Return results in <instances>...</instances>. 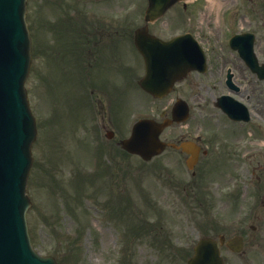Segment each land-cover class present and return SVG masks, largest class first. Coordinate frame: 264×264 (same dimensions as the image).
I'll list each match as a JSON object with an SVG mask.
<instances>
[{
	"label": "rangeland",
	"instance_id": "obj_1",
	"mask_svg": "<svg viewBox=\"0 0 264 264\" xmlns=\"http://www.w3.org/2000/svg\"><path fill=\"white\" fill-rule=\"evenodd\" d=\"M46 1L47 0L29 1V23L36 42L34 47L36 73H34L33 76L31 75L28 81L29 90L31 89L30 91H32V87L35 90L34 80L37 77V73L46 70L48 67V61L46 60L48 58V52L53 50L55 58L62 61L63 54L58 53L57 48L59 47V42L62 41V38L66 34L61 29H55L53 35L50 36V32L46 28L47 19L45 17L46 14H49L47 11L51 8L48 7L49 5L47 6ZM84 1L85 2H81L82 6H80L82 9L80 23L83 28L78 30L79 32L83 29L96 31L99 34L103 32L106 34L115 32L118 40V47V43H121L124 38H128L130 35L132 36L135 29L144 25V14L148 5L147 0H110L99 3L92 0ZM260 1L261 0H214L212 6L207 0L192 1L187 4L186 8L182 5L176 6L171 10L166 19L156 23V25L150 26L151 31L162 38H170L176 34L190 32L201 42L204 49L207 51L210 63L208 74L204 76H198L196 74L190 75L188 80L179 85V89L175 93L177 96L189 98L196 92L198 94L196 101H204L205 103L209 101V107L214 108L213 100L219 94L226 92V88L222 84L223 77L225 76L223 67L227 65L232 66L236 74V79L238 80L242 79L245 81L246 78L251 77L244 68L238 55L227 48L226 42L224 43L226 29H228L227 34L235 27L238 28L236 32H240L242 28H248L249 24L247 22H242L240 24V21H234L233 14L226 13L224 15V11H228V8L235 4H243L244 7L256 8L260 5ZM38 3L39 5L37 6ZM53 12L54 11H51L49 16L53 15L51 14ZM104 13L108 16L114 15L117 18L116 20H101L100 17ZM38 17L44 21L43 26H38L36 23V21L38 22ZM84 17L86 20L82 19ZM244 17L245 19H250L249 15H244ZM262 17H264V13ZM53 18L55 19L56 17ZM109 21L115 24L116 28L111 30L109 27L104 28V25L109 24L106 22ZM263 21L264 20L260 21L256 19V23L253 25L258 26V24H260V27H258L260 38H258L256 50L260 61L264 63ZM42 39L45 40L42 42ZM50 39L54 40L53 47L48 45L49 41H51ZM64 39H69V37L65 36ZM123 47L127 52V48L124 42H122L118 47L117 56L118 60L123 58V62L126 63L127 61L124 59H127V53H123ZM109 54L111 55L112 53L109 52ZM59 69L61 70L60 66L57 70ZM96 75L101 78L104 77L103 74H98L97 72ZM44 76H48V74L45 73ZM55 76L56 73L51 81L55 79ZM54 82L55 80L53 84ZM219 82H221V84H219ZM237 83L239 84L238 81ZM65 84V91L57 88L49 92V94L44 93V97L42 98L43 109L51 111V108L58 107L57 110H59L62 105V100L64 102V108L60 116L56 118V124H49L46 126L44 122H41L42 136L34 145L35 161L28 183V194L33 200V205H35L28 213L30 227L34 232L33 241L41 254L52 253L59 259L61 264H79L80 257L77 259V255H83L84 261L81 260L83 264H111L115 260H112L111 255L108 254V251L112 250L110 247L107 249L108 242L111 239H115L117 236L122 238L125 233L124 227L116 221L112 226L110 222H108L109 226L105 224L104 227L101 226L97 228L99 231L101 228L104 229L107 227L108 230L105 237L103 231H99L100 235L98 237L95 238V235L93 236L92 234L86 235L81 243L77 244V246L74 245L71 249L76 256L72 257V260H68L67 256L62 254L64 245L67 242L64 233L67 230L76 228V220L85 224L86 220L89 219V215L94 214L93 210L90 209V206L94 205L95 202L93 199L101 198L104 194L102 190L110 186L112 182L114 183V188L117 186V190L115 189L114 192L115 199H121L123 203H126L129 202L128 199L132 197L133 200L138 201L141 197L140 188L143 189L145 187L147 190L152 189L154 183V174L152 172L157 169H151L152 165L147 166L148 164L142 163L141 160L139 161L131 156H126L120 151L117 139L123 137L125 133V131H123L125 128L121 126L125 124L130 110L126 111L124 107L119 104L121 113L118 114L117 118L120 120L116 121L117 125L115 127V129L118 130L117 137L113 140L103 138L104 142H106L105 144L103 143L100 147L95 143L93 151L89 150L93 139L97 142L99 140L96 136H100V130L98 129L99 127H97L96 121V133L92 130L94 128L92 120L95 115L93 116V114L88 113L89 111L84 105H82V113L79 112L78 108H80V106L77 107L76 104H79L84 97L83 95L81 97L79 96L78 93L80 92L72 87L71 81L65 82ZM249 90V94L255 91L257 99L254 103L256 102L259 104L260 100L258 99H263L264 101V92L262 91L264 90V85L262 87H251L250 84ZM62 92L65 93L61 96L60 93ZM35 95L32 98L34 101ZM54 96L55 98L53 99ZM136 98L137 95L134 91H128V95L125 96L123 101L125 108L131 109L132 111L140 110L146 112V115L159 117L158 110L163 107L165 103L149 102L148 99H146L145 104L136 106L139 104ZM115 101L114 98L113 102L108 103L106 106L107 108L113 107L111 114L112 118L116 109L118 110ZM140 101H142V99ZM65 103H67V106ZM39 112V115H43L44 113V111L41 112L40 110ZM208 113L213 114L214 110L209 109L205 114ZM215 116H220V113H216ZM201 120H203V118L199 116L197 122ZM197 127L198 125H192L190 130L197 132L198 129H200ZM201 128L203 127L201 126ZM182 131L184 130L176 127L175 129L169 130L167 133H172V135L177 136ZM252 139L253 138L246 136L247 141ZM100 148H102L101 152ZM99 153H101L102 167L101 172L96 174L97 167L94 158L97 159ZM150 169L151 171H149ZM145 170L149 172L142 174ZM133 174L142 175L139 178L133 176ZM107 176H111L113 181H110ZM125 179L127 180L125 181ZM94 186L101 190L97 198L93 196L94 191L89 190L90 187ZM123 188L126 189L121 193V189ZM86 196L88 197V201L83 200ZM67 205L71 210L67 211ZM40 206H43L44 209H41ZM96 210L97 208H95V211ZM42 211H46L49 217L53 215V219H49L47 223H43L41 221V217L44 215H42ZM73 211H75V213H73ZM84 211L87 214H84ZM126 218L129 219V216L126 215ZM52 223H59L62 229L65 230L62 234L63 236L55 237L51 234L50 227ZM87 224L94 228L91 222L88 221ZM251 235L252 234H250V236ZM146 243L147 248L144 243L135 242L133 250H131L130 253V259L127 258L125 264H165L159 250L150 246L151 241L148 239ZM225 256L229 264H264V227L258 233L256 239L254 237L250 239L247 252L242 257L229 253H225Z\"/></svg>",
	"mask_w": 264,
	"mask_h": 264
},
{
	"label": "water",
	"instance_id": "obj_2",
	"mask_svg": "<svg viewBox=\"0 0 264 264\" xmlns=\"http://www.w3.org/2000/svg\"><path fill=\"white\" fill-rule=\"evenodd\" d=\"M170 2L151 0L148 17L158 16ZM25 11L26 0H0V131H5L0 134V264H54L50 259H41L31 250L22 220L29 206L24 198V189L30 166L28 148L34 134L30 135L29 119L16 99L20 75L26 73L30 60ZM12 101L14 106H7ZM5 107L9 113H3ZM8 114L11 117H3ZM6 118L8 121L4 120ZM11 119L16 122V127L22 125L18 145L20 157L13 150V142L11 147V139L15 142L17 138L6 134H16L10 124ZM125 147L134 150L132 146ZM208 250H198V261L202 264H221L217 250L211 246Z\"/></svg>",
	"mask_w": 264,
	"mask_h": 264
},
{
	"label": "bare ground",
	"instance_id": "obj_3",
	"mask_svg": "<svg viewBox=\"0 0 264 264\" xmlns=\"http://www.w3.org/2000/svg\"><path fill=\"white\" fill-rule=\"evenodd\" d=\"M207 1H208V2H212V3L214 2V0H207Z\"/></svg>",
	"mask_w": 264,
	"mask_h": 264
}]
</instances>
